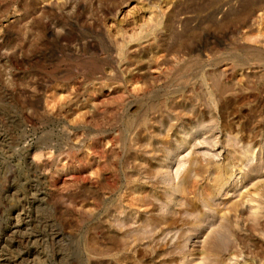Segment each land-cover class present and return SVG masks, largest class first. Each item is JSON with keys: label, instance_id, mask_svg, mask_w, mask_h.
Returning a JSON list of instances; mask_svg holds the SVG:
<instances>
[{"label": "rangeland", "instance_id": "374dc122", "mask_svg": "<svg viewBox=\"0 0 264 264\" xmlns=\"http://www.w3.org/2000/svg\"><path fill=\"white\" fill-rule=\"evenodd\" d=\"M245 2L0 0V264H264Z\"/></svg>", "mask_w": 264, "mask_h": 264}, {"label": "bare ground", "instance_id": "6f19581e", "mask_svg": "<svg viewBox=\"0 0 264 264\" xmlns=\"http://www.w3.org/2000/svg\"><path fill=\"white\" fill-rule=\"evenodd\" d=\"M60 4V3H59ZM46 5V4H45ZM230 5H231V3H230ZM204 6H197V8L195 7V8H193V10L192 11H201L202 10V8H203ZM208 7V6H207ZM241 7H243L242 8V10H241V8H240V12H238L239 14L237 15L238 17H245L246 18V20L247 19H249V18H252V17H254L255 16V14L257 13V12H259V11H261V10H263L264 9V0H246V2H245V4L243 5V6H241ZM62 8V7H61ZM68 8V7H67ZM95 8V7H94ZM190 9V8H189ZM191 11V10H190ZM236 15V14H235ZM262 15V14H261ZM189 23V22H188ZM158 24V23H157ZM239 24H241V23H239ZM192 29V28H191ZM151 33V32H150ZM179 35V34H178ZM125 62V61H124ZM245 176V178H243L244 180H248L249 181V185H251L250 184V181H252V180H254V177L252 176V174L250 173H248V174H246V175H244ZM244 180H239L240 181V183L239 184H237V186H240V185H242L243 184V181ZM238 181V182H239ZM247 181V182H248ZM253 182V181H252ZM259 182V181H258ZM253 184H255V183H253ZM252 184V185H253ZM249 185H245V187L246 186H248L249 187ZM256 185H258L257 183H256ZM236 186V187H237ZM235 187V188H236ZM244 187V188H245ZM251 188V187H250ZM254 188V187H253ZM257 188H259V187H257ZM260 190V189H259ZM259 190H246V194H244V197L245 198H247V201H249L250 202V205H252L251 207H252V211L255 213V212H258L259 211V208H260V206L258 207V206H255L256 204L254 203V200L256 199L255 197H257V195H258V191ZM259 194H261V193H259ZM261 196V195H260ZM260 199V198H259ZM264 199V198H263ZM243 200V199H242ZM245 202H246V200H245ZM251 202L254 204H251ZM247 203V202H246ZM234 204V203H233ZM235 207V206H234ZM262 208V207H261ZM222 230V229H221ZM209 237V236H208ZM211 237V236H210ZM207 238V237H206ZM209 239V238H208ZM204 240V239H203ZM213 240H215V238H213L212 239V243H210V245H209V247H207L208 249H206V256L205 257H202L201 259H200V261L201 260H203L204 261V263H206L205 262V260H206V257L208 258V260H209V258H212L213 260H217L218 259V254H217V252H216V250H215V245H214V243H215V241H213ZM209 243V242H208ZM204 245V244H203ZM208 246V245H207ZM202 247V246H201ZM205 247V246H204ZM205 254V253H204ZM198 255V254H197ZM220 257V256H219ZM196 258V257H195ZM198 259H199V257H198ZM211 262H212V260H211ZM195 264H201L200 262H194Z\"/></svg>", "mask_w": 264, "mask_h": 264}]
</instances>
